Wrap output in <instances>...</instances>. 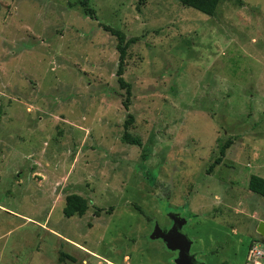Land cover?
Masks as SVG:
<instances>
[{
	"label": "rangeland",
	"instance_id": "374dc122",
	"mask_svg": "<svg viewBox=\"0 0 264 264\" xmlns=\"http://www.w3.org/2000/svg\"><path fill=\"white\" fill-rule=\"evenodd\" d=\"M83 1L0 0V264H174L150 238L169 223L165 204L182 207L197 260L254 264L264 0H221L213 15L178 0ZM103 25L128 42V101ZM70 194L83 215H63Z\"/></svg>",
	"mask_w": 264,
	"mask_h": 264
},
{
	"label": "trees",
	"instance_id": "16d2710c",
	"mask_svg": "<svg viewBox=\"0 0 264 264\" xmlns=\"http://www.w3.org/2000/svg\"><path fill=\"white\" fill-rule=\"evenodd\" d=\"M180 1L182 4L191 7L203 14L206 15H213L216 7L218 5V3L221 0H178ZM86 0L83 1V5L86 6ZM89 14L92 17V10H90L89 8ZM103 29H105L106 31L110 32L112 35H114L117 39V50L119 52V65H118V69H117V82L119 84V86L121 88H125V92L127 94L126 96V100L128 101L129 99V85L128 83L123 79L122 77V59L125 56V51L128 45V42L124 41V35L123 33L115 28H112L110 26L107 25H103L102 26ZM127 105V102H126ZM132 123V117L129 116V118L126 121V124ZM124 141L129 142L131 144H136V145H140V140L138 137H131L128 133H125L123 136ZM229 145V141H226V143L220 148V156L218 158H216L214 164H219L222 160L221 156L224 153V150L226 147H228ZM164 189V188H163ZM162 189V190H163ZM248 189L253 192L256 193L262 197H264V177H261L259 175L256 174H251L248 178ZM163 197V196H162ZM166 197V196H165ZM166 204L163 206L164 209V213L167 214L168 212L171 211H180L181 214H183L182 212V207H176V208H166L165 209ZM87 209V202L86 199L83 198L82 196L78 195V194H70L66 197V201H65V205L62 209V213L65 217H71L73 215H78L81 216L84 214V212ZM169 219V218H168ZM155 222H153V226H154ZM171 225V221L169 220V223L167 226L164 227L163 230H166L169 226ZM153 229V227H152ZM176 256V254H175Z\"/></svg>",
	"mask_w": 264,
	"mask_h": 264
},
{
	"label": "water",
	"instance_id": "95a60500",
	"mask_svg": "<svg viewBox=\"0 0 264 264\" xmlns=\"http://www.w3.org/2000/svg\"><path fill=\"white\" fill-rule=\"evenodd\" d=\"M167 216L171 225L163 230L155 223L150 238L161 240L168 250L176 252L174 264H206L197 260V252L190 251L192 240L183 230L188 220L178 210L168 212ZM256 230L264 236V221L258 223Z\"/></svg>",
	"mask_w": 264,
	"mask_h": 264
},
{
	"label": "built area",
	"instance_id": "2783aa9c",
	"mask_svg": "<svg viewBox=\"0 0 264 264\" xmlns=\"http://www.w3.org/2000/svg\"><path fill=\"white\" fill-rule=\"evenodd\" d=\"M248 257L249 258H259V257H264V248H258L256 245H252L248 249Z\"/></svg>",
	"mask_w": 264,
	"mask_h": 264
},
{
	"label": "crops",
	"instance_id": "0c3cea01",
	"mask_svg": "<svg viewBox=\"0 0 264 264\" xmlns=\"http://www.w3.org/2000/svg\"><path fill=\"white\" fill-rule=\"evenodd\" d=\"M262 177V176H261ZM260 221H264V220H258V222H257V224L260 222ZM256 230V229H255ZM257 231V230H256ZM263 236V235H262ZM259 245L260 243H255V244H253V245ZM263 246H264V243L262 244ZM252 246V245H251ZM250 246V247H251ZM249 247V248H250ZM249 258V257H248ZM264 257H259V258H252V260L254 261V264H260V262L258 261V260H260V259H263ZM251 259V258H250ZM264 261V260H263Z\"/></svg>",
	"mask_w": 264,
	"mask_h": 264
}]
</instances>
